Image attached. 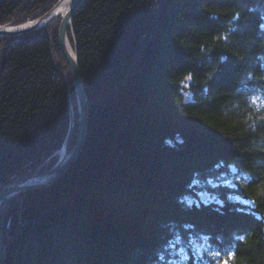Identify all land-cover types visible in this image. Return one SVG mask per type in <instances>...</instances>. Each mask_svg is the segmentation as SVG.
Here are the masks:
<instances>
[{
    "label": "trees",
    "instance_id": "trees-1",
    "mask_svg": "<svg viewBox=\"0 0 264 264\" xmlns=\"http://www.w3.org/2000/svg\"><path fill=\"white\" fill-rule=\"evenodd\" d=\"M55 2L0 0V25ZM59 20L0 37V189L50 169L66 136ZM67 37L83 145L1 203L2 264H264V0H83Z\"/></svg>",
    "mask_w": 264,
    "mask_h": 264
},
{
    "label": "water",
    "instance_id": "water-1",
    "mask_svg": "<svg viewBox=\"0 0 264 264\" xmlns=\"http://www.w3.org/2000/svg\"><path fill=\"white\" fill-rule=\"evenodd\" d=\"M83 0H56L49 10L42 15L26 19L24 22L0 25V37L4 35L20 36L21 34L35 30L54 17H60L57 28V42L59 50L67 63V74L71 75V82L67 83V96L69 107V122L66 136L57 150V159L50 169L45 172L32 174L26 178L8 183L0 189V205L11 196L33 188L45 187L53 183L61 173L69 167L79 153L86 134L87 108L90 100L86 97L81 82L77 57L67 37V27L70 25L72 13ZM73 87L75 93L77 130L74 144L68 150V142L74 125V112L70 102V90ZM5 257V242L0 238V264Z\"/></svg>",
    "mask_w": 264,
    "mask_h": 264
},
{
    "label": "rangeland",
    "instance_id": "rangeland-1",
    "mask_svg": "<svg viewBox=\"0 0 264 264\" xmlns=\"http://www.w3.org/2000/svg\"><path fill=\"white\" fill-rule=\"evenodd\" d=\"M187 81H188V78H186L185 79V81L183 82V90H182V94H183V96H184V98L186 99V100H188V99H190V95H189V93L184 89V86H186L187 85ZM69 150V149H68ZM199 197H200V199H202V200H212V201H217L214 197H212V196H210V195H208L207 196V194L205 193V194H199ZM240 200V199H239ZM240 201H242V200H240Z\"/></svg>",
    "mask_w": 264,
    "mask_h": 264
}]
</instances>
